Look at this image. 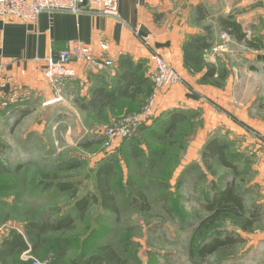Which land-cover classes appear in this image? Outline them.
Listing matches in <instances>:
<instances>
[{
  "label": "rangeland",
  "instance_id": "rangeland-1",
  "mask_svg": "<svg viewBox=\"0 0 264 264\" xmlns=\"http://www.w3.org/2000/svg\"><path fill=\"white\" fill-rule=\"evenodd\" d=\"M219 50L227 52L229 47ZM149 98L119 99L107 111H78L74 101L67 106L45 105L34 113L30 104L15 118L17 122L24 114L29 116L17 127L4 124L0 130V243L13 231L25 237L24 227L30 222L56 218L72 222L67 229L42 236L40 241L46 244L40 243L34 254L28 243L31 249L21 254V262L264 264V199L257 189L264 174L256 176L258 164L249 158L257 146L248 151L241 146L230 149L235 172L216 160L208 171L202 159L204 149L197 150L189 140V113L156 116ZM176 114H184L185 120L163 131L162 125ZM105 164L112 167L109 187L117 215L100 207L95 173ZM58 184L68 189L61 191ZM228 184L241 194L243 211L209 220L203 199L212 195L214 187ZM82 198L89 199L84 218L75 207ZM246 221L251 227L243 231ZM225 234L233 237L234 246L219 247L202 259L193 256V249L209 246L214 236ZM56 242L61 250L53 252L50 244ZM108 250L115 262L107 259Z\"/></svg>",
  "mask_w": 264,
  "mask_h": 264
},
{
  "label": "crops",
  "instance_id": "crops-1",
  "mask_svg": "<svg viewBox=\"0 0 264 264\" xmlns=\"http://www.w3.org/2000/svg\"><path fill=\"white\" fill-rule=\"evenodd\" d=\"M115 2L119 20L95 15L41 14L37 23L30 25L13 17H1L0 67L6 70L10 87L32 90L30 107L36 113L39 107L46 105L48 95L42 59L52 50L78 41L91 50L97 61L89 66L72 64L76 78L66 100L58 102L60 105L67 106L76 101L74 107L78 111L89 108L107 111L119 99L132 102L144 98L143 85H137L139 91L132 96L135 83L125 87L126 97L116 95L115 91V77L124 74L136 78L139 83V79H147L146 74L153 69L152 54L136 39L134 32H137L142 38L148 37L150 47L182 81L180 85L155 91L148 80L152 88L149 99L156 116L170 111H187L188 118H192L189 140L191 144L195 143L197 150L204 149L208 142L216 139L230 149L241 146L243 151H248L246 149L250 146H257L249 158L258 164L254 169L256 176L264 174V48L252 50L229 37V51L216 49L222 42V29L217 20L229 16L236 19L249 39H261L264 44V0H178L162 4L155 0ZM206 28H209L211 47L202 52V57L207 65L226 73L222 87L204 84L201 79L205 69L190 73L183 62V43L190 37H206ZM105 58L113 62L112 72L99 64ZM109 94L113 98L110 103ZM18 117L17 113L15 118ZM28 117L24 114L14 126ZM6 123L7 120L0 123V130ZM261 177L263 184L260 189L257 185V189L264 199V176Z\"/></svg>",
  "mask_w": 264,
  "mask_h": 264
},
{
  "label": "trees",
  "instance_id": "trees-1",
  "mask_svg": "<svg viewBox=\"0 0 264 264\" xmlns=\"http://www.w3.org/2000/svg\"><path fill=\"white\" fill-rule=\"evenodd\" d=\"M220 28L222 29V33H226L229 37H232L237 43L243 44L245 47L252 50H262L264 48V44L261 42V39L252 38L249 39L246 34L243 33L242 28L236 22L234 17L229 16L228 18H219L217 20ZM208 35L206 37H190L183 43V62L185 64L186 69L190 73H198L202 72L205 69V73L202 76L201 82L204 84H209L213 87H222V83L226 79V73L222 70H218L217 68L207 65L202 57V52L211 47V36L209 32V28H206ZM124 63V61L122 60ZM121 62V64H122ZM123 66V64H122ZM136 68H139L138 66ZM136 72V69H135ZM125 78H128L125 79ZM140 78V75H139ZM138 78V79H139ZM136 79V78H135ZM133 79L131 76L126 77V75H121L115 77L117 81L116 87V95L125 96V87L132 86L135 83V88L132 92L133 94H137L139 88L137 85L145 86V96L147 98L150 97V93L152 92L151 84L148 82V79L141 80L139 79V83L137 80ZM121 83V84H120ZM112 94L107 96L109 100L108 103L112 101ZM93 106V102L90 103ZM185 120L184 114H176L171 117L170 122H167V125H162V130L165 131L168 128L172 129L177 123L183 122ZM230 148L217 140L210 141L204 148V153L202 156L203 164L206 170L211 171V162L213 160L218 161V163L227 170H230L232 173L235 172L236 165L231 161ZM112 167L108 164L100 167L96 173V189L97 193L100 196V207L103 211H106L112 215H117L118 210L116 208V202L114 195L111 194L109 187V180L112 177ZM59 189L61 191H66L68 188L64 184H58ZM212 195L209 197H205L203 199L204 208L211 215L208 217L209 220H216L220 215H234L237 214V211L242 212L243 201L241 198V194L236 190L233 184L225 185L224 188H217L211 191ZM96 202V199L94 200ZM98 203V202H96ZM89 199L82 198L75 202L76 211L79 212L81 218H84L86 215V210L88 208ZM239 214V213H238ZM253 217V215H251ZM250 217V219H251ZM247 225L243 228V231H248L249 227H251L250 221H246ZM72 224L69 219L66 221H62L61 218H56L53 222L47 223H33L30 222L25 225V237L16 233L11 232L9 237L5 239L2 243H0V264H27L20 261L21 254L24 251L31 249V253L34 254L36 250H38L42 244L44 246V239L41 243L40 239L42 236H45L48 233H56V231H60L66 226ZM67 226V227H68ZM67 229V228H66ZM210 245H203L202 247H197L193 249V256L199 259H202L206 255H211L216 253V250L221 249L224 250L227 247H232L235 245V240L231 235L225 234L222 236H214L211 240ZM31 245V248L29 245ZM41 243V244H40ZM40 244V245H39ZM51 248L54 249L53 252L57 250H61V244H50ZM63 254V253H62ZM61 254V255H62ZM108 260L115 262L114 255L111 251H106L105 253ZM60 264V263H56ZM70 264H79L73 261ZM81 264V263H80ZM83 264H93L87 262Z\"/></svg>",
  "mask_w": 264,
  "mask_h": 264
},
{
  "label": "built area",
  "instance_id": "built-area-1",
  "mask_svg": "<svg viewBox=\"0 0 264 264\" xmlns=\"http://www.w3.org/2000/svg\"><path fill=\"white\" fill-rule=\"evenodd\" d=\"M159 4L164 2L175 3L178 0H155ZM0 0V18L13 17L22 22L34 25L41 14L54 15H95L118 19L115 0ZM134 36L143 47L150 50L154 63L146 77L152 83L155 91L166 90L181 84L175 70L150 47L148 37H141L137 32ZM229 36L221 34L222 42L219 49H224L228 43ZM108 51L106 45L102 46ZM218 47V46H217ZM110 56V53L107 52ZM91 50L78 41L71 42L67 47L52 50L51 53L42 59L44 66L43 78L47 84L48 95L45 104L52 106L66 100L68 91L73 87L76 72L72 64L89 66L96 63ZM102 67L112 72L114 64L110 58L99 61ZM114 76V74H111ZM34 93L24 87H10L9 77L6 70L0 67V123L4 120L8 124H14L17 113L29 108L33 101Z\"/></svg>",
  "mask_w": 264,
  "mask_h": 264
},
{
  "label": "water",
  "instance_id": "water-1",
  "mask_svg": "<svg viewBox=\"0 0 264 264\" xmlns=\"http://www.w3.org/2000/svg\"><path fill=\"white\" fill-rule=\"evenodd\" d=\"M86 5V0H84V2H83V6H85Z\"/></svg>",
  "mask_w": 264,
  "mask_h": 264
}]
</instances>
